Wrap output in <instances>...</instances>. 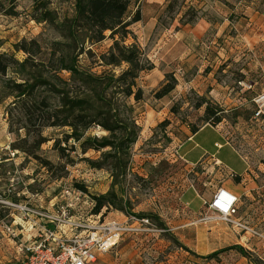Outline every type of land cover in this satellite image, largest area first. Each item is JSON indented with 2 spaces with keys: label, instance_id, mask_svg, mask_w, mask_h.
Masks as SVG:
<instances>
[{
  "label": "rangeland",
  "instance_id": "obj_1",
  "mask_svg": "<svg viewBox=\"0 0 264 264\" xmlns=\"http://www.w3.org/2000/svg\"><path fill=\"white\" fill-rule=\"evenodd\" d=\"M48 1L58 18L73 15V0ZM169 1L160 5L141 0L143 20L130 28L133 36L126 42L137 43L153 69L138 82L144 101L132 100L141 133L131 152V174L121 188L122 198L131 204L128 213L158 216L164 227L148 219L155 228L151 236L130 243L124 242L126 237L96 264H252L236 250L209 257L231 246L243 247L264 264V102H259L264 95V0H178L171 14L165 12ZM137 9L132 6L130 14ZM34 12L35 0H0V54L14 53L22 60L24 54L15 52L14 46L24 39H36L47 50L57 34L49 24L34 20ZM188 12L187 20L196 18V23L184 26L180 19ZM106 36L102 43L88 46L92 56L84 54L80 65L97 75L120 74L126 65L104 67L100 61L113 45L110 32ZM45 58L46 54L41 57ZM170 74L178 85L159 100L156 92ZM203 97L215 110L224 111L219 125L205 120V107L197 108ZM6 106L0 103V264H17L18 244L7 227L20 212L8 202L51 211L63 191L83 186L88 193L73 214L87 217L93 214L89 204L94 196L107 194L113 179L109 170L93 169L84 160H96L99 154H83L72 141L64 158L54 149L55 140L71 133L70 128L43 131L49 141L37 154L54 164L53 172L24 152L13 151L11 144L19 138L10 132ZM193 127L199 131L213 127L225 151L244 160L241 170L249 179L242 187L238 218L251 228L250 233L219 220L203 221L217 217L204 202L219 189L228 191L231 170L223 164L215 166L213 159L208 168L189 165L181 146L194 135ZM94 135L106 133H88ZM126 213L104 208L100 214L123 222Z\"/></svg>",
  "mask_w": 264,
  "mask_h": 264
},
{
  "label": "trees",
  "instance_id": "obj_2",
  "mask_svg": "<svg viewBox=\"0 0 264 264\" xmlns=\"http://www.w3.org/2000/svg\"><path fill=\"white\" fill-rule=\"evenodd\" d=\"M177 1H169L165 12L175 13ZM140 3L141 0H73V15L60 19L50 8L48 0H35L34 20L49 24L57 37L47 43L46 51L36 39L17 43L15 52L24 54L22 60L14 53L0 54V103L7 104L10 132L19 138L11 144V149L24 152L53 172L54 164L37 154L49 141L43 131L70 128L71 133L55 140L54 149L64 158L72 141L79 145L83 154L90 151L99 154L96 160H84L93 169L109 170L113 179L107 194L94 196V215H99L104 208L127 213L131 210V204L121 196V188L131 174V152L141 133L135 117V104L144 101V91L138 82L143 73L153 69L137 43L126 44L133 36L130 28L143 20ZM134 5L138 9L130 14ZM188 14L180 19L184 26L196 23V18L187 20ZM108 32L113 45L99 57L100 61L104 67L126 65V68L120 74L105 72L102 75L83 69L81 57L84 54L92 56L88 46L105 41ZM45 54L46 58L41 59ZM166 78L156 92L159 100L169 96L178 85L173 75ZM202 107H205L208 123L213 126L222 123L225 118L223 110H215L205 97L197 104L198 109ZM95 130L106 135L88 136ZM198 131L192 128V132ZM21 133H24L23 137ZM76 187L88 193L85 187ZM144 218L153 220L158 223L156 227L163 229L164 224L158 216ZM234 250L252 264H262L241 246L228 247L209 257Z\"/></svg>",
  "mask_w": 264,
  "mask_h": 264
},
{
  "label": "built area",
  "instance_id": "obj_3",
  "mask_svg": "<svg viewBox=\"0 0 264 264\" xmlns=\"http://www.w3.org/2000/svg\"><path fill=\"white\" fill-rule=\"evenodd\" d=\"M264 102V95L259 102ZM73 196L71 199L68 197ZM82 190H65L54 210H38L27 204L8 202L7 205L20 212L7 232L18 244L20 257L17 264H96L98 259L116 249L129 236L140 233L139 226H150L147 218L135 214H122L123 222L103 218L102 214L87 217L73 214L81 198ZM241 198L225 189H219L211 202L204 206L217 217H208L204 222L219 220L232 225L243 234L252 230L239 217ZM87 204V203H85ZM92 205V206H91ZM91 210L95 201L89 204Z\"/></svg>",
  "mask_w": 264,
  "mask_h": 264
},
{
  "label": "crops",
  "instance_id": "obj_4",
  "mask_svg": "<svg viewBox=\"0 0 264 264\" xmlns=\"http://www.w3.org/2000/svg\"><path fill=\"white\" fill-rule=\"evenodd\" d=\"M166 1L167 0H149L152 4L160 3V5ZM217 133L218 132L213 127H204L197 133H194L192 137L188 138L186 142L182 144V155L187 158L186 161L194 168H208L211 166L210 164H212V159L215 162V166L223 164L226 167H229L231 170V179L228 191L242 199V187H244L243 185H245V182L249 179L247 175H244V171L241 170V167L244 166L245 162L244 160L236 158L233 152L228 150L225 151L226 146L221 144L222 141ZM216 156H218V158ZM241 179L242 182L236 184V182ZM195 201L196 200L193 198L191 202L194 203ZM197 208H199L198 205ZM138 228L141 230L140 233L127 237L124 242L130 243L134 240H139L143 236H151L154 232L143 226H139Z\"/></svg>",
  "mask_w": 264,
  "mask_h": 264
},
{
  "label": "flooded vegetation",
  "instance_id": "obj_5",
  "mask_svg": "<svg viewBox=\"0 0 264 264\" xmlns=\"http://www.w3.org/2000/svg\"><path fill=\"white\" fill-rule=\"evenodd\" d=\"M241 182H242V179L237 181L236 184H240ZM243 186H245V185H243Z\"/></svg>",
  "mask_w": 264,
  "mask_h": 264
}]
</instances>
